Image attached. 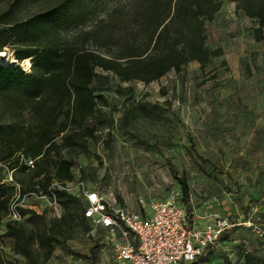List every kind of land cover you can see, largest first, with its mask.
Returning <instances> with one entry per match:
<instances>
[{
  "label": "rangeland",
  "instance_id": "374dc122",
  "mask_svg": "<svg viewBox=\"0 0 264 264\" xmlns=\"http://www.w3.org/2000/svg\"><path fill=\"white\" fill-rule=\"evenodd\" d=\"M221 1L206 41L209 48L223 50L220 57L205 71L191 62L180 73L149 84L123 82L96 69L92 86L97 107L91 124L98 138H79L62 153L74 161L75 184L82 181L89 190L141 212L181 191L171 162L188 180L197 225L224 219L230 225L197 264H264V237L257 230L264 231V31L258 40L257 21L231 0ZM0 64L31 69L30 59L17 61L10 48L0 52ZM9 166L0 161L1 181ZM49 170L38 162L32 171L18 168L14 176L27 191L42 189ZM69 193L84 203L79 189ZM62 207L55 210L32 198L24 204L48 219L61 217ZM76 219L71 238L56 244L46 264H120L112 246L101 252L109 239L90 222L83 225ZM13 247V239L0 241V257L27 264Z\"/></svg>",
  "mask_w": 264,
  "mask_h": 264
},
{
  "label": "trees",
  "instance_id": "16d2710c",
  "mask_svg": "<svg viewBox=\"0 0 264 264\" xmlns=\"http://www.w3.org/2000/svg\"><path fill=\"white\" fill-rule=\"evenodd\" d=\"M231 1L257 21L256 38L262 39L264 0ZM221 8V0H0V52L10 48L17 61H31L30 71L20 64H0V161L10 163L8 170H27L23 159L44 164L53 173L48 171L42 190L53 181H72L74 161L62 151L79 138H98L91 124L96 69L123 82L146 84L180 73L191 62L205 71L223 53L206 43L208 24ZM168 166L181 186V204L192 226L188 180L171 162ZM3 180L0 241L13 239L15 253L27 264H46L56 244L71 238L77 217L83 225L90 222L85 202L66 191L58 192L65 209L61 217L48 219L23 208L25 221H9L16 190ZM205 251L187 264H197ZM0 264L12 263L0 257Z\"/></svg>",
  "mask_w": 264,
  "mask_h": 264
},
{
  "label": "built area",
  "instance_id": "2783aa9c",
  "mask_svg": "<svg viewBox=\"0 0 264 264\" xmlns=\"http://www.w3.org/2000/svg\"><path fill=\"white\" fill-rule=\"evenodd\" d=\"M27 171L36 167V160L23 159ZM16 169L8 170L4 183L16 190L9 207L8 220L23 222L21 213L27 198L49 204L55 210H62L58 192L77 188L84 202V215L94 227L108 230L114 239L113 248L120 264H180L192 263L230 227L227 219L215 225L200 227L189 225L186 207L181 204L180 191H172L164 200L152 203L148 217L142 213L121 207L114 197L102 191L89 190L82 181H53L45 190L39 186L26 190L15 176ZM218 197H213L217 202ZM144 205L143 201H140ZM35 210V209H33ZM262 237L264 231L257 229Z\"/></svg>",
  "mask_w": 264,
  "mask_h": 264
},
{
  "label": "crops",
  "instance_id": "0c3cea01",
  "mask_svg": "<svg viewBox=\"0 0 264 264\" xmlns=\"http://www.w3.org/2000/svg\"><path fill=\"white\" fill-rule=\"evenodd\" d=\"M119 205L121 206V207H125V208H128V209H132V207L129 205V206H127L126 204L124 205V204H122L121 202H119ZM192 206H193V209H194V218H193V221H194V223H193V225L194 224H197V221H199L197 218L198 217H196V211H195V207H194V205L192 204ZM137 212H140V213H142L144 216H146V217H148V215H149V210H146V211H144V212H141V211H137ZM96 229L98 230V234H100V235H105V239H109V241H107L106 242V240L104 241V243H105V248H103L102 250H101V252L103 253V254H106V252H107V247L108 248H110L111 246L113 247V243H114V239L109 235V233H108V230L107 229H105V228H103V227H96ZM119 261V260H118ZM76 262V261H75ZM84 264H86V263H84Z\"/></svg>",
  "mask_w": 264,
  "mask_h": 264
}]
</instances>
